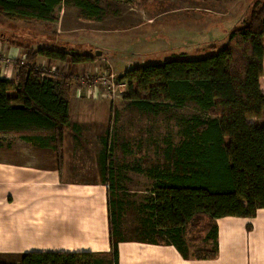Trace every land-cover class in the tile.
Here are the masks:
<instances>
[{
	"label": "trees",
	"instance_id": "1",
	"mask_svg": "<svg viewBox=\"0 0 264 264\" xmlns=\"http://www.w3.org/2000/svg\"><path fill=\"white\" fill-rule=\"evenodd\" d=\"M64 2L0 0V15L56 22ZM86 5L93 15L100 11ZM249 7L220 49L213 44L205 56L136 65L119 77L127 84L125 98L143 111L154 112L168 103L182 107L193 101L211 115L189 119L172 156L169 149L172 166L149 173L155 182L153 196L145 204L154 220L150 231L160 238L165 235L167 240L159 241L170 239L185 256L189 255L186 229L202 216L210 221L207 239L214 242V248L196 250L193 255L210 259L217 256L216 219L253 217L264 208V124L252 120L264 114V1L256 0ZM2 40L27 52L24 61L15 62L18 74L14 81L0 76V134L17 135L52 149L62 169L65 131L71 123L69 100L62 79L40 66L37 58L72 63L92 58L74 54L64 45L29 49L10 38ZM108 131L102 171L104 181L114 188L116 172L109 158ZM110 221L109 253L32 251L22 255L19 264H118L123 238L115 214Z\"/></svg>",
	"mask_w": 264,
	"mask_h": 264
},
{
	"label": "crops",
	"instance_id": "2",
	"mask_svg": "<svg viewBox=\"0 0 264 264\" xmlns=\"http://www.w3.org/2000/svg\"><path fill=\"white\" fill-rule=\"evenodd\" d=\"M229 1L249 4V0ZM181 2L183 5L172 9H157L149 19L155 21L159 15L169 12L197 20L195 24L187 21L193 34L182 33L189 37L184 39L187 47L198 49L213 45L215 39L224 38L243 20L240 21L235 9L208 13V1ZM203 10L208 11L201 12ZM213 16L222 19L221 24L210 20ZM211 25H214L212 29ZM56 33L59 31L52 32L49 47H60L51 40L58 37ZM4 42L0 43V76L14 81L18 74L15 62L24 61L27 51ZM74 54L89 55L92 58L89 62L94 59L91 53ZM37 63L52 72L57 68L68 69L66 65H72L73 69L74 64L41 56ZM67 99L71 123L65 131L62 169L52 149L32 144L17 135L0 134V264H19L22 255L32 251L111 252V215L119 218L122 207H118L121 201H117L114 208L113 187L103 177L107 129L91 126L87 132L84 129L87 126H79L84 119L76 114L83 107L88 109V102H84L87 100L74 96ZM74 116L80 120H74ZM142 207L145 210V204ZM148 214L146 222L150 229L154 220ZM215 223V258H196L192 250L185 256L170 239L161 242L124 238L119 242L118 264H264V208L258 209L253 217L226 216L216 219Z\"/></svg>",
	"mask_w": 264,
	"mask_h": 264
},
{
	"label": "rangeland",
	"instance_id": "3",
	"mask_svg": "<svg viewBox=\"0 0 264 264\" xmlns=\"http://www.w3.org/2000/svg\"><path fill=\"white\" fill-rule=\"evenodd\" d=\"M179 1L136 0L129 3L120 0H65L56 22L0 15L1 42H4L3 38H10L29 49H36L50 45L52 32L59 31L56 33L58 37L51 39L57 42V46L64 45L73 53H91L93 56V61L85 62L83 66L74 63L73 69L72 65H66L68 69L64 67L61 71L58 68L53 72L49 71L62 79L68 98L74 96L87 100L84 102H88V109L83 107L76 114L90 123L81 121L79 126H87L84 128L87 132L91 126H106L110 132L109 158L113 161L112 167L116 172L112 199L123 203L121 216L118 218L123 239H167L165 235L160 238L150 231V225L146 222L149 212L142 207L153 196L155 182L149 175L150 170L172 166L168 159L169 149H172V156L174 146L183 138L189 119L194 116L204 119L211 116L193 101H188L182 107L168 103L154 112L143 111L125 98L127 84L119 80L128 69L142 63L210 54L209 46L197 49L187 47L184 42L189 37H185L183 32L193 34L192 26L187 21L195 24L197 20L169 12L159 15L155 21L149 19L157 9L161 11L183 5V1ZM255 1L249 0L248 4L247 1L236 3L213 0L208 1L207 9L210 10L208 13H216L219 9L232 12L235 9L234 12L239 13L241 21L248 14L250 3L254 4ZM86 3L99 7L100 11L93 15L92 8H88ZM210 20L218 24L222 22V19H215V16ZM212 27L214 25L210 29ZM227 40L228 32L224 38L219 36L213 43L220 49ZM111 74H115L114 79L119 86L115 94L108 95L109 84H104L103 79ZM74 120L80 119L74 116ZM252 120L263 125L264 114L260 119ZM209 223L208 217L202 216L188 226L184 236L188 250L206 251L214 248V242L207 239Z\"/></svg>",
	"mask_w": 264,
	"mask_h": 264
},
{
	"label": "built area",
	"instance_id": "4",
	"mask_svg": "<svg viewBox=\"0 0 264 264\" xmlns=\"http://www.w3.org/2000/svg\"><path fill=\"white\" fill-rule=\"evenodd\" d=\"M115 74H111L109 77L104 78L103 83L104 84H109L107 94L108 95H113L116 92V88L119 86V83L116 82L114 79Z\"/></svg>",
	"mask_w": 264,
	"mask_h": 264
},
{
	"label": "water",
	"instance_id": "5",
	"mask_svg": "<svg viewBox=\"0 0 264 264\" xmlns=\"http://www.w3.org/2000/svg\"><path fill=\"white\" fill-rule=\"evenodd\" d=\"M99 53V52H98Z\"/></svg>",
	"mask_w": 264,
	"mask_h": 264
}]
</instances>
